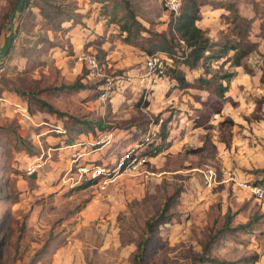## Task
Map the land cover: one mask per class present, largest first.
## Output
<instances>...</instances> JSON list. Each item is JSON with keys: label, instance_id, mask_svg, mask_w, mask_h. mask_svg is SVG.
Returning <instances> with one entry per match:
<instances>
[{"label": "rangeland", "instance_id": "obj_1", "mask_svg": "<svg viewBox=\"0 0 264 264\" xmlns=\"http://www.w3.org/2000/svg\"><path fill=\"white\" fill-rule=\"evenodd\" d=\"M14 1L0 0V47ZM127 1L153 35L122 40L124 0H24L14 18L0 75V264H264V195L240 185L264 183V0H233L248 28L200 8L210 39L250 43L211 61L210 72H231L222 98L196 87L202 67L182 65L178 45L166 66L191 86L146 73V47L172 12L163 0ZM80 52L94 53L96 74ZM76 79L83 88L60 86ZM155 121L167 136L146 145V165L114 172L116 151Z\"/></svg>", "mask_w": 264, "mask_h": 264}, {"label": "trees", "instance_id": "obj_2", "mask_svg": "<svg viewBox=\"0 0 264 264\" xmlns=\"http://www.w3.org/2000/svg\"><path fill=\"white\" fill-rule=\"evenodd\" d=\"M232 2L233 0L224 2H220L217 0H180V6L178 11L174 14H169L168 19H166L165 21L164 30L159 31L158 33H154L156 34L158 39L155 41L153 40L152 43L146 47L147 51L149 52L147 54L161 53L163 55H166L167 57H171L175 55L173 48L175 47V45H178V47L181 48L178 57H180L179 62L182 65H185L188 69H194L198 66V64L202 67V73L198 74L195 77L198 83L196 87L204 88L211 92H215L218 96L222 98L223 93L225 92V90H227V85L231 76V72L221 71L220 68L213 70V72H210L211 61L218 60L222 57H225V59L227 60L228 57L226 55L230 49H233L234 53H238L239 50H241V52L239 53L243 55L249 50L248 48H250V43L248 41H243L246 42L245 46L239 47L240 44L238 43H229L227 41L216 42L210 39L206 31L196 24V21L199 20L201 16L200 8L203 5L209 4L213 7H221L232 12V21H234L236 24L242 22L245 26H247L249 24L248 19L239 14L238 9ZM127 3L128 1L124 0L125 13L120 18L118 24L119 31L124 34L122 36V40L127 43H133L140 38H146L142 35L143 31L153 35V33H151V31H149L140 22V20L137 18L138 16L136 15V13ZM245 28H248V26ZM243 37L245 36L243 35ZM150 40L152 39L150 38ZM238 60L239 59L237 57L236 63H238ZM166 65L165 73L169 78L174 80L176 86H178L179 88H184L192 85V83L189 82L185 77V72L182 68L175 64H169L168 66ZM222 81H224V83H222ZM60 86H64L72 92L84 87V85L78 79L74 80L69 84H62ZM22 93L23 91L20 92V94ZM39 103L40 105L47 106L48 111L56 112V110L53 109L50 105H48L45 101L39 100ZM143 103L144 105L146 104L145 101H143ZM157 122L158 121H155V123ZM228 122L230 125L231 122L229 120ZM159 129L160 130H158L156 138H160V140L163 141L167 136V130L164 122H159ZM134 131L135 133L137 132L136 130ZM132 140L135 139H131V141ZM201 148L202 146H198L194 149H191V151H198ZM121 149L119 148L116 151V157L119 156ZM153 151V147L148 150L145 149V152L149 156ZM94 180L95 179L92 178L88 181V183L93 182ZM262 182L251 183L261 184ZM167 208L168 202H165L163 207L161 208V212L158 213L154 220L159 219L160 221H163L165 218L163 217V212L166 211ZM145 224L147 228H151L152 221H146ZM202 259H206V261L212 262L214 264L219 263V261H216L211 257H199L198 260ZM246 259L253 261L256 259V255L253 254L252 256L243 258V260Z\"/></svg>", "mask_w": 264, "mask_h": 264}, {"label": "built area", "instance_id": "obj_3", "mask_svg": "<svg viewBox=\"0 0 264 264\" xmlns=\"http://www.w3.org/2000/svg\"><path fill=\"white\" fill-rule=\"evenodd\" d=\"M165 8L172 13H176L180 6V0H163ZM76 59L79 63H83L88 70L87 75H94L97 73L98 61L92 52H80L76 55ZM168 57L161 53L145 54L144 67L146 73L154 75L156 77H162L165 74V65ZM4 70V62L0 59V74ZM1 99V98H0ZM15 108L21 110L23 115L27 116L25 104L16 101L14 103ZM159 130V122L154 123L150 128H147L138 139H135L128 143L121 149L118 157L113 158L112 170L117 171H131L142 168L148 162L150 156L145 152V146L154 138L157 137ZM100 168L97 166L92 169L91 174L95 176L99 173ZM207 173H204L205 177L209 180L213 171L208 168ZM240 185L247 189L256 199L263 197L264 195V183L252 184L249 181H241Z\"/></svg>", "mask_w": 264, "mask_h": 264}, {"label": "water", "instance_id": "obj_4", "mask_svg": "<svg viewBox=\"0 0 264 264\" xmlns=\"http://www.w3.org/2000/svg\"><path fill=\"white\" fill-rule=\"evenodd\" d=\"M23 1L24 0H15L11 10L7 15L8 30L3 37V42L0 47V59L5 56L6 51L8 50L10 43L12 41L13 33H14V29H13L14 18L16 14L20 11Z\"/></svg>", "mask_w": 264, "mask_h": 264}, {"label": "crops", "instance_id": "obj_5", "mask_svg": "<svg viewBox=\"0 0 264 264\" xmlns=\"http://www.w3.org/2000/svg\"><path fill=\"white\" fill-rule=\"evenodd\" d=\"M3 72H4V71H3ZM3 72H2V73H3ZM2 73H1V74H2ZM1 74H0V75H1ZM0 86H1V84H0ZM4 92H5V91L2 90L0 94H3ZM0 98L3 99V97H1V96H0Z\"/></svg>", "mask_w": 264, "mask_h": 264}]
</instances>
